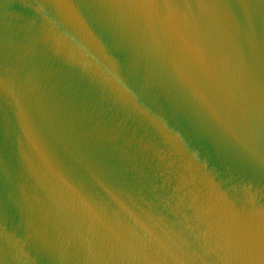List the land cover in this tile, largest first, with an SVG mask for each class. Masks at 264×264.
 <instances>
[{
    "label": "water",
    "instance_id": "95a60500",
    "mask_svg": "<svg viewBox=\"0 0 264 264\" xmlns=\"http://www.w3.org/2000/svg\"><path fill=\"white\" fill-rule=\"evenodd\" d=\"M0 264H264V0H0Z\"/></svg>",
    "mask_w": 264,
    "mask_h": 264
},
{
    "label": "clouds",
    "instance_id": "9594fccd",
    "mask_svg": "<svg viewBox=\"0 0 264 264\" xmlns=\"http://www.w3.org/2000/svg\"><path fill=\"white\" fill-rule=\"evenodd\" d=\"M102 77L104 86L113 94L116 101L131 108L158 129L167 130L162 118L140 103L137 94L128 87L114 62H109L105 66Z\"/></svg>",
    "mask_w": 264,
    "mask_h": 264
}]
</instances>
